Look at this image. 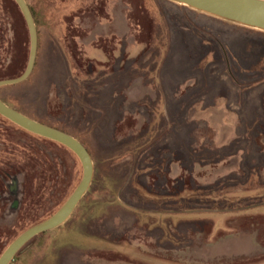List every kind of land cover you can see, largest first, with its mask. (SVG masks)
Here are the masks:
<instances>
[{"label": "rangeland", "instance_id": "374dc122", "mask_svg": "<svg viewBox=\"0 0 264 264\" xmlns=\"http://www.w3.org/2000/svg\"><path fill=\"white\" fill-rule=\"evenodd\" d=\"M27 1L39 56L1 94L84 141L95 177L10 264H264V31L172 0ZM6 3L0 79L31 53L27 20ZM41 141L56 153V198L43 177L23 222L0 227V256L84 177L75 153Z\"/></svg>", "mask_w": 264, "mask_h": 264}, {"label": "water", "instance_id": "95a60500", "mask_svg": "<svg viewBox=\"0 0 264 264\" xmlns=\"http://www.w3.org/2000/svg\"><path fill=\"white\" fill-rule=\"evenodd\" d=\"M30 31L31 53L27 68L18 77L0 80V87L20 83L30 77L34 71L38 50L39 30L33 11L27 0H15ZM195 10L218 18L232 21L244 26L264 31V0H172ZM0 114L17 125L47 138L62 143L81 159L83 176L78 187L62 205V207L46 220L31 226L19 235L0 256V264H10L17 253L36 235L55 229L64 224L73 214L79 202L88 192L95 177V164L86 145L73 134L55 126L38 121L19 110L11 107L0 97Z\"/></svg>", "mask_w": 264, "mask_h": 264}, {"label": "flooded vegetation", "instance_id": "af4514ba", "mask_svg": "<svg viewBox=\"0 0 264 264\" xmlns=\"http://www.w3.org/2000/svg\"><path fill=\"white\" fill-rule=\"evenodd\" d=\"M6 1L7 0H0V18H3L4 15L8 13V3H6ZM1 88L2 87H0V90ZM0 97L4 102L10 105L2 96L1 91ZM19 111L26 114L21 110ZM0 118L8 122L6 124H0V227L3 229L15 222L16 224L23 222L26 214L25 212L27 211L26 207L30 208L32 203L34 204V202L39 201L37 198H41L42 196L35 187L40 185V181L43 177L49 181L47 185L50 184V193L46 194L45 192V195H47L46 198H50L51 203L54 202L53 199L56 198V190H54V188L57 186L58 162L56 153L49 147L51 145L48 146L41 140L45 139L50 143L63 144L33 133L12 122L2 114H0ZM32 118L41 121L38 118ZM63 146L72 151L67 146ZM60 161L62 162V158H60ZM65 166V177L68 179L67 163ZM36 191L37 193H34ZM40 235L41 233L34 236L32 239H37Z\"/></svg>", "mask_w": 264, "mask_h": 264}, {"label": "trees", "instance_id": "16d2710c", "mask_svg": "<svg viewBox=\"0 0 264 264\" xmlns=\"http://www.w3.org/2000/svg\"><path fill=\"white\" fill-rule=\"evenodd\" d=\"M16 2V1H15ZM17 5H18V3H17ZM19 6V5H18ZM20 8V7H19ZM31 8H32V10H33V12H34V14H35V11H34V9H33V7L31 6ZM42 234V233H41ZM35 239H31L25 246H27V245H29L31 242H33ZM24 246V247H25ZM24 247H23V249H24ZM23 249H21L19 252H22L23 251Z\"/></svg>", "mask_w": 264, "mask_h": 264}, {"label": "crops", "instance_id": "0c3cea01", "mask_svg": "<svg viewBox=\"0 0 264 264\" xmlns=\"http://www.w3.org/2000/svg\"><path fill=\"white\" fill-rule=\"evenodd\" d=\"M39 42H40V38H39Z\"/></svg>", "mask_w": 264, "mask_h": 264}]
</instances>
